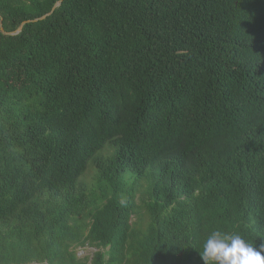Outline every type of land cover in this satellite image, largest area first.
<instances>
[{"label":"trees","instance_id":"trees-1","mask_svg":"<svg viewBox=\"0 0 264 264\" xmlns=\"http://www.w3.org/2000/svg\"><path fill=\"white\" fill-rule=\"evenodd\" d=\"M0 27V264L264 244V0H0Z\"/></svg>","mask_w":264,"mask_h":264},{"label":"clouds","instance_id":"clouds-1","mask_svg":"<svg viewBox=\"0 0 264 264\" xmlns=\"http://www.w3.org/2000/svg\"><path fill=\"white\" fill-rule=\"evenodd\" d=\"M202 248L203 264H264V244L257 247L235 232L213 230Z\"/></svg>","mask_w":264,"mask_h":264},{"label":"rangeland","instance_id":"rangeland-1","mask_svg":"<svg viewBox=\"0 0 264 264\" xmlns=\"http://www.w3.org/2000/svg\"><path fill=\"white\" fill-rule=\"evenodd\" d=\"M93 251H94V248H92V247L78 248L77 249V256L78 257H83L84 255L90 256Z\"/></svg>","mask_w":264,"mask_h":264},{"label":"water","instance_id":"water-1","mask_svg":"<svg viewBox=\"0 0 264 264\" xmlns=\"http://www.w3.org/2000/svg\"><path fill=\"white\" fill-rule=\"evenodd\" d=\"M59 3L60 2H57L56 4H55V6H54V8L57 6V5H59ZM1 28V30L3 31V28L2 27H0ZM20 30V27L17 29V31H19ZM4 32V31H3ZM5 33V32H4Z\"/></svg>","mask_w":264,"mask_h":264}]
</instances>
